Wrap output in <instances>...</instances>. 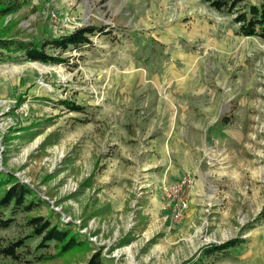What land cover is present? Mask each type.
<instances>
[{
    "label": "rangeland",
    "instance_id": "obj_1",
    "mask_svg": "<svg viewBox=\"0 0 264 264\" xmlns=\"http://www.w3.org/2000/svg\"><path fill=\"white\" fill-rule=\"evenodd\" d=\"M26 14L20 24L37 36L105 28L65 52L68 63H0V173L30 184L50 205L37 212H60L90 249L33 263L0 252V264H82L94 248L108 264H196L233 238L244 242L202 263L264 264V39L237 34L232 15L201 0H34L14 17ZM181 129L195 136L172 137ZM184 143L199 165L177 221L165 193L177 177L164 176ZM29 231L19 213L0 229V251Z\"/></svg>",
    "mask_w": 264,
    "mask_h": 264
},
{
    "label": "trees",
    "instance_id": "obj_2",
    "mask_svg": "<svg viewBox=\"0 0 264 264\" xmlns=\"http://www.w3.org/2000/svg\"><path fill=\"white\" fill-rule=\"evenodd\" d=\"M34 0H0V63L13 61H38L46 64L68 63L64 55L72 49H81L89 45L91 36L102 33L105 28L98 25H84L77 29L58 33H40L39 36L23 28L24 17H14L22 8L33 5ZM221 14L233 16L238 24L237 34L241 36H255L264 39V0L259 3L250 0H201ZM11 16L12 19L7 20ZM22 25V26H21ZM25 27V26H24ZM58 51V53H57ZM60 104L70 111L82 112L84 106L70 99L59 100ZM86 179L84 184H88ZM0 229H7L16 222V216L22 213L25 224L30 231L23 237L6 243L1 247V253L16 261L27 263L53 260L72 251L90 249V241L80 238L72 222L61 219V213L52 209L49 214L37 212L43 206H50L46 199L38 195L30 184L22 182L14 173H0ZM264 218V209L260 213ZM40 238L36 249L24 254L28 241ZM129 240V239H128ZM127 240V241H128ZM243 239L233 238L223 243H212L201 249V261L204 256L213 254L225 255L229 249L242 244ZM53 244V245H52ZM53 247L54 254L46 255L43 251ZM37 252H39L37 254ZM30 256V257H29ZM29 257V258H28ZM199 257V258H200ZM203 257V258H202ZM82 264H108L101 248H94L91 256Z\"/></svg>",
    "mask_w": 264,
    "mask_h": 264
},
{
    "label": "crops",
    "instance_id": "obj_3",
    "mask_svg": "<svg viewBox=\"0 0 264 264\" xmlns=\"http://www.w3.org/2000/svg\"><path fill=\"white\" fill-rule=\"evenodd\" d=\"M178 90L183 89V88H179V87H175ZM168 95V94H167ZM162 99V103L166 106H168L167 111L164 110V113H166L169 117H174V104L175 103H171V98L169 96L166 97H161ZM183 116H186L188 119V123L191 124L192 126L196 127V124L198 123L196 121V115L193 114L191 111L186 110V113L183 114ZM167 131L170 132L171 129L167 128ZM189 130L186 129H181L180 131H175L174 134L172 135V137H190L195 136L193 133L192 134H188ZM167 137H171V135L169 134ZM201 141H205V140H201ZM207 141V140H206ZM178 142H181V139H178ZM184 152L182 154V163L181 165H177L176 169L172 168L171 171L166 170V176L164 177H172L175 176L177 177L176 180L180 179L183 175L186 174H192L196 177V172L198 171L197 169V165H196V160L198 162L199 165V151H198V147L193 144L192 146L188 145L187 143H184ZM197 153V154H196ZM163 177V178H164ZM195 184V183H194ZM196 186V184H195ZM191 196L193 197V188L191 191Z\"/></svg>",
    "mask_w": 264,
    "mask_h": 264
},
{
    "label": "built area",
    "instance_id": "obj_4",
    "mask_svg": "<svg viewBox=\"0 0 264 264\" xmlns=\"http://www.w3.org/2000/svg\"><path fill=\"white\" fill-rule=\"evenodd\" d=\"M49 15L52 18H57V13L55 11H51ZM74 29L76 28L69 31ZM194 183V179L191 175H184L177 181L171 183L169 187H166L165 193L169 200L168 207L170 217L173 220L178 221L183 218L184 212L190 205V195L192 188L194 187Z\"/></svg>",
    "mask_w": 264,
    "mask_h": 264
}]
</instances>
